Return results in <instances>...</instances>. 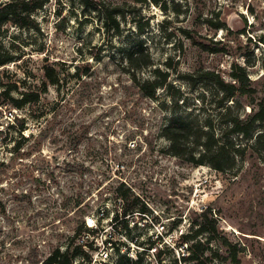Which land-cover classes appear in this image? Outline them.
<instances>
[{"label": "rangeland", "instance_id": "obj_1", "mask_svg": "<svg viewBox=\"0 0 264 264\" xmlns=\"http://www.w3.org/2000/svg\"><path fill=\"white\" fill-rule=\"evenodd\" d=\"M45 1L33 16L38 29H0V55L12 59L0 67V264H43L73 242L71 251L110 241L115 254L133 257L132 242L145 243L155 227L123 216L121 185L171 231L166 245L177 246L159 264H264V153L255 144L264 126L245 140L223 123L229 110L226 119L246 121L264 100V0H97L120 8L119 31L78 2ZM135 45L151 65L134 73L126 55ZM208 73L228 89L246 76L248 93L225 99ZM156 79L164 86L144 97L136 82ZM27 91L40 101L7 123L10 99ZM173 119L212 123L241 147L235 168L172 156L162 130ZM82 225L96 233L83 228L73 241ZM197 230L194 242L209 250L184 262L180 238Z\"/></svg>", "mask_w": 264, "mask_h": 264}, {"label": "trees", "instance_id": "obj_2", "mask_svg": "<svg viewBox=\"0 0 264 264\" xmlns=\"http://www.w3.org/2000/svg\"><path fill=\"white\" fill-rule=\"evenodd\" d=\"M71 2H78L81 4L85 10L95 13L99 19H102L107 30L119 31L120 24L118 17L122 16V11L119 7H108L103 1L97 0H70ZM45 0H0V29L6 25L11 24L20 29H38V24L34 19V14L41 11L45 7ZM126 59L129 63V69L131 71L137 72L151 65V61L147 55L139 50L138 46H132L127 55ZM12 61L11 57L8 55H0V67L7 65ZM160 75V72H155ZM160 75L159 78H161ZM207 76L212 80L216 81L220 85V89L225 93V99H232L235 97L236 92H241V94H247L246 91V76L236 75L234 77L236 84L238 83L240 87L231 86L229 89L224 85V83L218 80L217 76L212 73H208ZM164 82L166 81V75H163ZM214 77V78H213ZM46 78L52 85H57L59 79L57 78V73L54 69L46 70ZM140 92L146 98H154L158 89L164 86V83L158 81H147L144 83L136 82ZM230 90V91H227ZM47 90L46 84L41 93H45ZM242 90V91H241ZM40 92H25L21 94L20 99H10L13 106L22 110L27 105L32 103H37L41 99ZM10 91H5L4 95L8 97ZM230 110L229 113L230 114ZM228 114L224 117V124H229V129L227 131L228 136L240 135L245 140H252L255 137V130L258 126H264V100L258 104L257 110L253 107L251 110V116L246 120H242L239 117H234L232 119H226ZM22 130H25L22 125ZM162 137L169 143V153L177 158H181L189 164L194 166H205L209 165L218 172H228L232 171L236 166V157L240 153L241 147H236L235 143L224 140L217 137L216 131L212 123H207L204 126H196L192 123H184L180 119H173L168 125L162 130ZM255 144L260 151L264 153V132L258 134L255 139ZM117 198L124 203V217L128 213L133 214L137 209L140 213L148 212L147 207L141 202L138 197L134 198L131 194L130 189H125L124 185H121L115 190ZM119 220V215L116 216L115 221ZM126 229H128L127 221H124ZM175 224H173L172 229H175ZM86 228L88 233H96V230L90 229L82 225L77 232L74 239L80 235L82 229ZM202 233V230H197L191 235H186L181 238L182 243L187 245V250L189 253L188 257H184V262H194L200 261V257L197 255L198 252L204 254L206 248L200 243L194 242V240ZM190 242L192 245L188 247ZM146 243H151L147 240ZM73 243H70L65 251L61 249H56L44 262L43 264H72L78 258L90 259V255L84 250L82 245H76L71 251ZM90 250H93V244H88ZM117 250H119L117 248ZM207 250H209L207 248ZM206 250V251H207ZM164 252H159L157 259L161 260ZM137 260H132L130 257L119 256L120 264H145L143 254H138ZM199 264H207L206 262H199Z\"/></svg>", "mask_w": 264, "mask_h": 264}, {"label": "built area", "instance_id": "obj_3", "mask_svg": "<svg viewBox=\"0 0 264 264\" xmlns=\"http://www.w3.org/2000/svg\"><path fill=\"white\" fill-rule=\"evenodd\" d=\"M17 112H18V109H14V110L9 112V116L7 117V120L9 122L7 121V123L10 124L13 122V119L15 118V115L17 114ZM134 213H135V215L142 217V219L144 221H149L151 223V225L153 227H155V232H152V229H148L150 232V235H149V237H147V240H150L151 243H153V245L150 243H146L147 241L145 243H139V240H136V239L132 242L133 246L138 247L139 252L136 251L137 253L133 257L130 256V258L132 260H137L138 254H143L145 264H159L157 261L158 260L157 255L159 252H165L166 249L170 248L166 245V244H169L166 241V239L168 238V234H170L171 231L167 230L165 225H163V224H159V223L155 224L153 221L154 218L152 217V214L150 213V211L145 212V213H140L139 210L136 209L134 211ZM89 226L90 227H88V228H90V229L94 228V225H89ZM142 226H143V228H146V225H144V223H142ZM104 244L105 243H103L102 245H104ZM106 244L107 245L106 246L104 245L103 249H98L97 247H94V245H93L94 249L91 252H89L86 249L88 247L87 245L80 244L83 246L84 250H86L87 253L89 252L88 254H90V259L86 260L84 258H78L72 264H120L119 255L115 254V252H116L115 251L116 248H114L115 243H112L110 241L109 242L106 241ZM169 246H171V248L175 249L177 244L169 245ZM178 248L183 251L184 248L187 249V245L183 244L182 240H181V244ZM150 252H152V256L154 258V261H152V259L149 258ZM92 253H94V254H92ZM148 259H150V261H148Z\"/></svg>", "mask_w": 264, "mask_h": 264}]
</instances>
